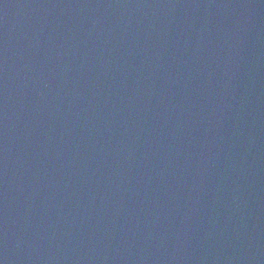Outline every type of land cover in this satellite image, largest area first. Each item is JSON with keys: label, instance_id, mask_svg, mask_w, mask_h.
I'll use <instances>...</instances> for the list:
<instances>
[{"label": "water", "instance_id": "1", "mask_svg": "<svg viewBox=\"0 0 264 264\" xmlns=\"http://www.w3.org/2000/svg\"><path fill=\"white\" fill-rule=\"evenodd\" d=\"M0 264H264V0H0Z\"/></svg>", "mask_w": 264, "mask_h": 264}]
</instances>
